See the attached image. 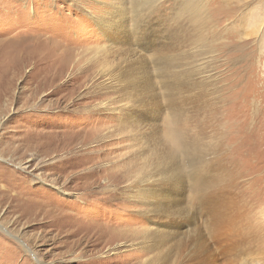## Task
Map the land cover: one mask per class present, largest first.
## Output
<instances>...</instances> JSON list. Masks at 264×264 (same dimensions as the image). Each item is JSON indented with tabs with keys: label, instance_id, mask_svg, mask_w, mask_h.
Listing matches in <instances>:
<instances>
[{
	"label": "rangeland",
	"instance_id": "obj_1",
	"mask_svg": "<svg viewBox=\"0 0 264 264\" xmlns=\"http://www.w3.org/2000/svg\"><path fill=\"white\" fill-rule=\"evenodd\" d=\"M132 1L0 0V264H157L160 253L181 257L207 237L205 219L186 220L196 209L186 158L159 136L148 142L152 134L142 138L116 112L123 85L114 80L112 91L103 89L107 74L123 73L126 64L100 19L118 10L130 19ZM162 4L150 25L158 38L168 37L170 20L182 14V5ZM204 5L205 17L220 7L231 11L199 35V16L179 17L196 59H209L185 110L203 109L202 143L217 170L209 175L208 210L228 215L208 241L207 264H264V0ZM152 84L158 117L183 116V99ZM155 143L175 165L172 176L184 178L180 193L157 211L186 222L158 236L148 220L155 206L143 203ZM134 182L141 186L131 190Z\"/></svg>",
	"mask_w": 264,
	"mask_h": 264
},
{
	"label": "bare ground",
	"instance_id": "obj_2",
	"mask_svg": "<svg viewBox=\"0 0 264 264\" xmlns=\"http://www.w3.org/2000/svg\"><path fill=\"white\" fill-rule=\"evenodd\" d=\"M180 1L181 3H179ZM162 2L163 0H134L131 2L133 14L130 19L122 17L119 10L118 12L107 13L106 18L100 19L101 26L108 33L109 41L116 45L125 57L128 53L131 57L127 60L123 57L126 64L123 73H121L122 71L119 72L120 69H118L119 73L116 75L107 74V78L103 82V89L106 92L112 91L114 80L123 85L122 103L120 102L121 105L116 109V112L118 110L119 113L126 116V119L130 120L129 122L134 126L136 133L142 138L146 139L147 135L152 134L148 138V142H155L159 136L162 142L169 145V150L174 155L181 154L186 158L190 167L191 184L195 191L192 199L196 201V209L187 214L186 220L197 223L205 219L210 227H208L207 237L201 235L196 238L192 246L181 257H176L177 255L171 252H163L160 253V261L157 264H207L208 259L205 252L210 247L208 241L216 236L228 215L218 210L214 212L208 210L213 200L212 192L215 185L214 181L209 180V175L217 170H213L215 163L213 164L212 155L214 153L210 152L209 146L203 147L202 143L203 136L207 133L202 130L206 126L204 117L202 118L203 109L200 106H194L192 111L187 112L185 110L186 101L190 100V96L200 86L195 81V76L207 68L209 59L207 57L196 59L194 48H192L195 40L191 39L192 34L190 32L184 34L182 29L185 25L180 23L179 17L182 14H187L193 20V16H199V19L196 20L199 23V27L196 29L199 35L205 31L212 18H219L222 14L229 16L231 11L225 12V9L220 7L213 11V16L210 14L209 17H205V0H169L168 5L170 2L174 6L176 4V8L182 5V14H177L170 20L175 26L172 27L173 30L169 36L158 38V36H152L154 34L151 33L150 25L154 22L153 18L156 14H159L158 11L160 10L158 9ZM126 3L129 2L126 1ZM173 11L176 13V9ZM199 41L208 42L201 36H199ZM143 50L148 51L149 54L145 56ZM156 74L158 76L157 81L154 79L157 77ZM151 82H160V87L166 90L165 96L167 98L183 99V116L173 112L169 119L168 117H158L153 102L158 99L159 94L156 92V86ZM107 106L108 103L100 104L98 110L105 109ZM197 108L201 109L197 110ZM155 148L152 158L154 157L156 161V168L148 176V181H150L148 183L150 184L148 188L149 200H143V203L155 206L148 216V220L152 230L150 233L158 236L162 233L159 229L181 228L185 226L186 222L178 221L180 216L159 214L157 211L156 207L159 204L173 201L174 197L180 193L183 189L184 178L180 175L176 178L172 176L171 172L175 169V165L165 163L168 157H164L165 152L162 147H158L157 143H155ZM158 177L160 179H157ZM130 184L131 190L141 186L138 182ZM131 196L130 193L128 199H131ZM143 214L147 215V213ZM162 245L156 244L155 247L157 249ZM143 248V251L148 249V247Z\"/></svg>",
	"mask_w": 264,
	"mask_h": 264
}]
</instances>
